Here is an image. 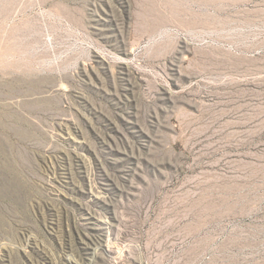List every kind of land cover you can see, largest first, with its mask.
I'll use <instances>...</instances> for the list:
<instances>
[{
  "label": "rangeland",
  "instance_id": "1",
  "mask_svg": "<svg viewBox=\"0 0 264 264\" xmlns=\"http://www.w3.org/2000/svg\"><path fill=\"white\" fill-rule=\"evenodd\" d=\"M0 47V264H264V0H0Z\"/></svg>",
  "mask_w": 264,
  "mask_h": 264
},
{
  "label": "bare ground",
  "instance_id": "2",
  "mask_svg": "<svg viewBox=\"0 0 264 264\" xmlns=\"http://www.w3.org/2000/svg\"><path fill=\"white\" fill-rule=\"evenodd\" d=\"M180 7V6H179ZM5 44V43H4ZM1 48V47H0Z\"/></svg>",
  "mask_w": 264,
  "mask_h": 264
}]
</instances>
